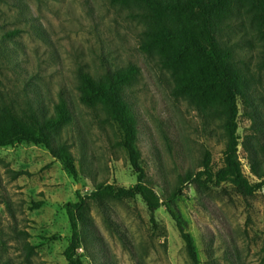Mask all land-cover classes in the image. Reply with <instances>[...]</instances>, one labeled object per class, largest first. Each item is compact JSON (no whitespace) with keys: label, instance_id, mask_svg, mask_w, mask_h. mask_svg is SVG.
<instances>
[{"label":"rangeland","instance_id":"1","mask_svg":"<svg viewBox=\"0 0 264 264\" xmlns=\"http://www.w3.org/2000/svg\"><path fill=\"white\" fill-rule=\"evenodd\" d=\"M19 2L0 4V36L2 30H22L4 41L0 88L20 97L27 90L50 112L59 97L66 100L70 118L59 136L74 156L79 177L73 179L42 146L22 142L0 147V264H68L63 256L70 239L64 204L90 192L95 183L134 185L136 175L118 146L116 126L103 111L80 103L76 90L80 68L101 76L129 65L138 73L121 94L136 129L141 165L161 202L190 234L198 264H209V256L217 264H264V186L244 207L216 189L185 182V176L200 170L205 149L213 166H220L221 129L172 96L173 81L158 56L140 50L143 26L129 9L109 0ZM217 36L234 50V67L247 88H253L250 97L263 114L264 33L239 11ZM239 109L242 137L250 121L241 101ZM238 154L249 176L241 147ZM89 217L96 239L86 252L78 251L83 264H190L166 206L154 212V223L138 197L91 203Z\"/></svg>","mask_w":264,"mask_h":264},{"label":"trees","instance_id":"2","mask_svg":"<svg viewBox=\"0 0 264 264\" xmlns=\"http://www.w3.org/2000/svg\"><path fill=\"white\" fill-rule=\"evenodd\" d=\"M11 1L21 4V0ZM6 2L0 0V4ZM109 2L129 9L131 16L142 24L144 40L140 50L158 56L161 67L169 72L173 81L172 96L185 100L206 124L217 122L221 129L223 148L220 166H213L211 153L205 149L200 170L194 175L185 176V182L197 184L206 190L216 189L223 198L238 200L248 207L249 199L264 186V112L262 114V109L250 97L253 88H247V82L234 67V50L221 44L217 33L239 11L250 16L259 34L264 33V0ZM21 31V28L2 30L0 55L3 53L4 41L12 40ZM260 63L264 69V57ZM137 73L133 65L117 70L112 75L94 76L81 68L76 71V90L80 103L103 111L106 119L116 126L118 146L125 151L136 181L129 188L95 183L90 192L78 195L75 202L64 204L70 227V239L63 252L68 264H83L78 251L82 249L86 252L96 239L93 221L89 217L91 203L133 201L137 197L146 206L152 223L154 212L166 206L175 221L190 264H198L190 234L184 231L181 220L171 208L161 202L141 165L136 129L121 94ZM239 101L244 105L245 116L250 121L247 133L242 137L237 132ZM52 110L40 108L36 100L28 97L27 90L20 97L0 88V147L22 142L42 146L52 158L63 164L73 179H77L79 171L74 156L59 136L70 118L66 100L59 97L52 104ZM239 147L245 153L249 176L243 173ZM20 174L16 172L14 175ZM262 234L264 244V228ZM208 263L217 264L211 256Z\"/></svg>","mask_w":264,"mask_h":264}]
</instances>
